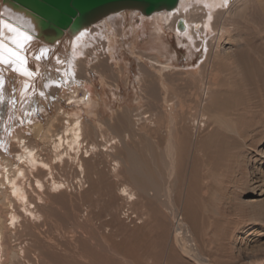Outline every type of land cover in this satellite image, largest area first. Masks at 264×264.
I'll return each mask as SVG.
<instances>
[{"label":"rangeland","instance_id":"1","mask_svg":"<svg viewBox=\"0 0 264 264\" xmlns=\"http://www.w3.org/2000/svg\"><path fill=\"white\" fill-rule=\"evenodd\" d=\"M140 23L135 22L136 32L127 30L126 35L117 37L114 46H109L106 37L87 41L88 45L96 43L90 46L95 53L89 65L99 55L106 61L109 51L114 53L115 60L101 66V74L91 68L86 76L80 75L70 59L71 79L63 69L54 72L48 66L50 75L57 73L54 76L59 86H65V94L62 89L48 98L43 88L35 87L21 111L10 85L11 102L3 108L10 107L11 118L9 128L1 127L4 133L12 135L20 127L26 131L28 117L32 122H44L59 106L68 114L80 111L81 107L68 105L67 100L76 88L80 97L89 93L98 95L97 100L100 97L95 118L83 108L84 121L99 124L96 137L91 126H87V136L101 143L100 147L106 142L102 135L118 140L112 154L101 147L87 158L86 175L74 161L55 164V179L63 186L59 192L47 187L39 217L30 224V232H23L17 241V246L26 244L28 248L21 264H264V157L256 148L245 147L242 139L236 143L227 137L229 132L218 121L230 119L228 111L208 110L213 99L207 97L204 87L209 85L210 63L205 64L201 77L194 69L205 49L181 45L172 34H165L169 48L157 47L184 69L160 74L142 57L144 51L156 52L153 47L157 44L149 24ZM91 30L85 32L89 37H93ZM84 37L82 40H87ZM234 49L231 42H224L220 51ZM72 53L76 57L78 52ZM215 60L218 68L210 86L229 92L234 89L232 79L225 82L223 77L232 65L227 68L223 55ZM56 64L60 62L56 60ZM140 65L146 70L144 84L137 81ZM54 76L48 79L53 81ZM210 113L219 120L213 121ZM196 118L206 125L194 128ZM28 135L34 137L33 132ZM261 137L255 145L264 150V132ZM6 144L10 156L12 147L9 141ZM49 157L54 158V153ZM115 162L119 163L116 172ZM134 163L141 167L139 171ZM94 164L100 176L92 173L90 166ZM148 171L155 184L161 185L162 194L157 199L149 195L152 184ZM124 185L136 193V199L129 201L122 196ZM181 222L186 229L182 230ZM30 234L39 236V242L32 241Z\"/></svg>","mask_w":264,"mask_h":264},{"label":"bare ground","instance_id":"2","mask_svg":"<svg viewBox=\"0 0 264 264\" xmlns=\"http://www.w3.org/2000/svg\"><path fill=\"white\" fill-rule=\"evenodd\" d=\"M180 18L185 21V30L178 28L177 23ZM137 20H140V25L149 24L155 44H157L156 47H153L156 52L144 51L146 56L142 55V57L147 58L159 70L160 74L184 69V67L175 65L173 60L157 47L169 48V44L164 39L165 34H172L181 45L195 46L201 51L205 49L203 55L199 54L203 59L194 69L201 77L205 73V64L210 63L209 85L205 84L204 87L207 97L209 95L211 100L213 99L208 104V110L217 108L221 111H228L230 119L222 118L220 122L218 121L229 132V135H232L227 137L236 143L242 139L245 147L256 148L257 153L264 157V150L255 145L262 139L261 133L264 132V34H261L264 33V0H180L175 8L156 11L151 15H145L138 9L129 8L108 14L79 32L71 33L66 30L64 35L58 37L54 43L38 36L35 23L26 12L17 11L0 0V45H3L0 47V264H21V259L27 256V245H18V247L17 241L21 239L23 232H30V227H33L30 224L39 217L38 212L42 203L46 201L44 194H46L47 187L49 186L52 192H59L63 186L61 181L55 179V164L59 161L61 163L69 160L74 161L82 175H86L85 162H87V158L101 147L112 154L115 149L113 144L118 141L113 138L107 139L106 135H102V139L106 142L104 146L100 147L101 143L99 144L97 140L87 136V126L92 127L93 136L96 137L99 124L96 121H92L90 124L85 122L83 108L87 110V114H91L95 118L101 105L98 101L100 97L97 100L98 95L94 97L90 93L80 97L76 88L70 91L67 100L70 99L68 105H73L77 109L78 106L81 107L78 109L80 111L68 114L62 106H59L58 110L46 121L32 122L28 117L29 124L26 126L28 130L24 131V127H20L12 135L9 132L6 134L1 127L9 128L11 111L8 110L10 107L5 110L3 105L11 102L9 97L13 91L11 88L13 87L14 94L18 97L16 100L21 111L22 105L26 104L24 102L27 101L30 92L33 93L35 87L40 90L43 88L48 98L62 89V93L65 94V86L62 84L60 87L59 82L55 80L54 74L57 76V73L50 75L47 68L53 67L54 72L56 68L63 69L64 73L68 75L71 72L68 62L72 60L75 72L80 75L86 76L91 68L100 72L101 66L115 60L114 53L109 51L106 61L101 58L102 55H99L97 61L89 65L90 56L95 53V48L90 46L96 43L90 42L88 45V42H95V40L98 41L106 37L109 46H114L116 38L126 35L127 30L130 31L129 33L138 30L135 24ZM88 29H92L90 35L93 34V37H89L88 33L86 35L85 32ZM26 36L31 39H25ZM84 36L87 37L85 41L82 40ZM224 42H231L237 49L222 53L220 50ZM74 48L78 52L76 57L72 55V52H75ZM9 49L18 55L13 56ZM222 55L227 57V68L228 65H232V68H229L231 71L224 73L223 77L225 82L229 80L228 77L232 79L234 89L229 86L232 88L229 92L217 91L210 86L218 68L215 59ZM21 57L23 59H20ZM110 59L112 61L109 62ZM56 60L60 62L59 66L56 64ZM66 65L68 66L66 67ZM144 68L140 65L138 83H143L146 76ZM37 74L41 78V83L37 82ZM52 76L54 79L52 78L53 81H50L48 78ZM50 82H54L52 86H49ZM232 82L230 83L232 84ZM48 89L50 90L48 91ZM152 89L154 90L153 87ZM12 104L15 103L12 102ZM12 104L10 103V105ZM201 113L202 116L205 115V112ZM228 113L226 112L227 115ZM220 114L222 115V113ZM209 116L212 119L214 117L212 113ZM215 120L213 119V121ZM200 121V118L194 120V128L206 125V122L201 125ZM31 132L34 133V137L28 135ZM10 136H12V140H10ZM7 141L12 147L10 156L7 153ZM49 153L51 155L54 153V158L49 157ZM118 165L119 163L115 162L114 172L117 171ZM133 166L136 171L141 168L138 163H134ZM90 167L93 171L90 172L94 175L102 174L95 164ZM245 172L243 169L242 173L245 174ZM147 175L152 184L149 195L157 199L162 194L160 184H155L156 179L151 177L153 175H150L149 171ZM120 193L129 201L136 199V193L127 185L120 189ZM181 226L182 230L187 228L184 227L186 226L184 222H181ZM181 226L178 225V227ZM30 235H33L32 241L39 242V236Z\"/></svg>","mask_w":264,"mask_h":264},{"label":"water","instance_id":"3","mask_svg":"<svg viewBox=\"0 0 264 264\" xmlns=\"http://www.w3.org/2000/svg\"><path fill=\"white\" fill-rule=\"evenodd\" d=\"M180 0H2V3L26 12L35 23L41 39L54 43L66 30L71 33L100 21L113 12L138 9L145 15L175 8ZM185 30L183 18L178 23Z\"/></svg>","mask_w":264,"mask_h":264},{"label":"snow or ice","instance_id":"4","mask_svg":"<svg viewBox=\"0 0 264 264\" xmlns=\"http://www.w3.org/2000/svg\"><path fill=\"white\" fill-rule=\"evenodd\" d=\"M25 39H29V40H30L31 37H27V36H26ZM2 46H3V45H0V47H2ZM9 51L12 53L13 56L18 55L15 51H13V50H11V49H9ZM20 59H23V58L21 57Z\"/></svg>","mask_w":264,"mask_h":264}]
</instances>
